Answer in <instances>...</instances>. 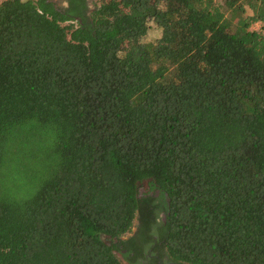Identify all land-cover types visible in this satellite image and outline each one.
<instances>
[{"label": "trees", "instance_id": "1", "mask_svg": "<svg viewBox=\"0 0 264 264\" xmlns=\"http://www.w3.org/2000/svg\"><path fill=\"white\" fill-rule=\"evenodd\" d=\"M61 1H0V264H119L155 209L169 261L264 264V0Z\"/></svg>", "mask_w": 264, "mask_h": 264}, {"label": "flooded vegetation", "instance_id": "2", "mask_svg": "<svg viewBox=\"0 0 264 264\" xmlns=\"http://www.w3.org/2000/svg\"><path fill=\"white\" fill-rule=\"evenodd\" d=\"M153 196L157 198V192H154ZM162 219V211L155 209L153 224L146 228V232L143 230L139 232L138 220L137 218L134 219L130 231L119 239L120 241H127L131 250L130 253L125 255L123 250L112 252L119 264H178L165 257L160 243L155 240L154 228ZM139 233L143 235L140 236Z\"/></svg>", "mask_w": 264, "mask_h": 264}, {"label": "rangeland", "instance_id": "3", "mask_svg": "<svg viewBox=\"0 0 264 264\" xmlns=\"http://www.w3.org/2000/svg\"><path fill=\"white\" fill-rule=\"evenodd\" d=\"M2 1V0H0ZM49 2L53 3L55 5V7L59 8V7H63L65 4L64 2H62L61 0H48ZM216 3H219L218 1L215 0ZM87 7L89 12L92 11L95 7L94 5V1L93 0H87ZM246 14H250L249 11L246 9ZM249 30L255 31V30H259V24L255 23L252 24L249 28ZM159 37V32L154 29L153 27H150L149 31L147 32L146 36L144 37V39L142 40L144 43L147 42H153L155 39H157ZM123 46L125 48L128 47V43L125 41H123ZM146 189V184L142 183L141 186L138 189V193L141 194L145 191ZM106 242V241H105Z\"/></svg>", "mask_w": 264, "mask_h": 264}]
</instances>
